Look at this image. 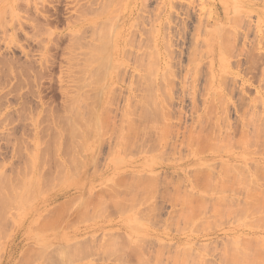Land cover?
I'll return each mask as SVG.
<instances>
[{
    "label": "rangeland",
    "instance_id": "obj_1",
    "mask_svg": "<svg viewBox=\"0 0 264 264\" xmlns=\"http://www.w3.org/2000/svg\"><path fill=\"white\" fill-rule=\"evenodd\" d=\"M263 108L264 0H0V264L252 262L264 250ZM74 118L80 132L71 135ZM186 131L217 142L203 137L206 152L195 139L196 150L189 138L184 145ZM226 163L243 165L246 181ZM225 168L232 178H221ZM194 174L224 179L230 191L200 179L191 184L211 192L189 201L185 177ZM29 183L34 194L22 191ZM261 254L253 262L264 264Z\"/></svg>",
    "mask_w": 264,
    "mask_h": 264
},
{
    "label": "bare ground",
    "instance_id": "obj_2",
    "mask_svg": "<svg viewBox=\"0 0 264 264\" xmlns=\"http://www.w3.org/2000/svg\"><path fill=\"white\" fill-rule=\"evenodd\" d=\"M191 5H192V4H191ZM235 5H236V4H235ZM233 8H235V6H234ZM238 9H239V8H238ZM234 13H236V12H234ZM233 15H234V14H233ZM234 16H235V15H234ZM237 16H238V13H237ZM242 16H243V15H242ZM231 19H233V17H231ZM233 20L235 21L236 19H233ZM236 22H237V21H236ZM219 26H220V25H219ZM220 28H221V26H220ZM205 30H207V29H205ZM101 34H102V33H101ZM105 34H106V33H105ZM105 34H104V35H105ZM110 34H111V33H110ZM106 35L109 36L108 34H106ZM106 35H105V36H106ZM111 35H112V34H111ZM101 36H102V35H101ZM107 36H106V38H107ZM98 37H99V36H98ZM111 37H112V36H111ZM109 38H110V37H109ZM109 38H108V40H109ZM128 38H129V37H128ZM99 39H100V37H99ZM99 39H97V40H99ZM110 39H111V38H110ZM126 40H128V39H126ZM126 40H125V41H126ZM99 41H102V40H99ZM106 41H107V40H106ZM121 41H122V40H121ZM231 41H232V40H231ZM221 42H222V41H221ZM100 43H103V42H100ZM107 43L109 44L110 42H107ZM121 43H122V42H121ZM141 43H142V42H141ZM105 44H106V43H103V45H105ZM127 44H128V43H127ZM220 44H221V43H220ZM138 45H139V44H138ZM138 45H137V46H138ZM144 45H145V44H144ZM97 46H98V45H97ZM105 46H106V47H105ZM105 46H102V45H101V47L98 46V49H99V47H100V48L103 50L104 47H105L104 50H108V48H107V44H106ZM106 48H107V49H106ZM136 48H137V47H136ZM138 48H139V46H138ZM141 48H142V49H141ZM143 48H144V47H140L139 50H140V49L143 50ZM145 49H146V48H145ZM145 49H144V50H145ZM156 49H157V53H159V49H158V48H156ZM104 50H103V51H104ZM122 50H123V49H122ZM144 50H143V52H141V53H143V57H144V55L147 53V52L144 51ZM99 51L101 52V50H99ZM99 51H98V52H99ZM103 51L101 52L102 55H104V54H103ZM108 51H109V50H108ZM100 52H99V53H100ZM105 52H106V51H104V53H105ZM110 52H111V51H110ZM110 52H109V53H110ZM132 52H133V51H132ZM144 52H146V53H144ZM106 53H107V52H106ZM207 53H208V52H207ZM96 54H97V53H96ZM96 54H95V55H96ZM101 54H100V55H101ZM107 54H108V53H107ZM124 54H126V53H124ZM131 54H132V53H131ZM131 54H130V55H131ZM133 54H134V53H133ZM126 55H127V54H126ZM135 55H136V54H135ZM135 55H134V56H135ZM96 56H97V55H96ZM109 56H110V54H109ZM109 56H108V58H109ZM136 56H137V55H136ZM140 56L142 57V55H140ZM140 56H139V57H140ZM92 57H93V56H92ZM104 57H106V59H105V58H102V57H101V58H102L104 61L109 62V59H110V58L108 59L107 56H104ZM110 57H111V56H110ZM125 57H126V56H125ZM125 57H124V58H125ZM139 57H138V59L141 58V57H140V58H139ZM160 57H161V56H160ZM195 57H196V56H195ZM195 57H194V58H195ZM94 58H95V57H94ZM96 59H97L96 61H99V60H100L99 57L96 58ZM98 59H99V60H98ZM102 59H101V60H102ZM107 59H108V60H107ZM135 59H137V57H136ZM142 59H143V58H142ZM142 59H141V61H142ZM161 59H162V58H161ZM94 60H95V59H94ZM143 60H144V59H143ZM197 60H198V59H197ZM124 61H125V60H124ZM137 61H139V60H137ZM161 61H162V60H161ZM192 61H193V60H192ZM91 62H92V61H91ZM121 62H122V61H121ZM193 62H194V61H193ZM93 63H94V62H93ZM104 63H105V62L102 61L101 65H100V66L98 65L99 68H100V67L103 68V67H106L107 65H110V64H111V63H109V64L107 63V64H105V65H106V66H105V65H103ZM136 63H137V62H136ZM138 63H141V62L139 61ZM98 64H100V63H98ZM112 65H113L114 67L109 66V67H110V70H111L112 68H113V70L115 69L116 71L119 70V69L116 67V65H114V64H112ZM122 65H123V64H122ZM162 65H163V64H162ZM194 65H195V62L193 63V66H194ZM117 66H119V65H117ZM102 68L100 69V71L102 70L103 72L101 71V73H104V72H105L104 70H106V69L103 70ZM107 68H108V66H107ZM119 68H120V67H119ZM162 68H163V67H162ZM193 68L196 69V65H195V67H193ZM107 70H109V69H107ZM113 70H112V71H113ZM115 70H114V71H115ZM114 71H113V72H114ZM191 71H193V70H191ZM105 73L107 74V72H105ZM114 73H115V72H114ZM115 74H116V73H115ZM103 75H104V74H103ZM142 75H143V74H142ZM209 75H210V74H209ZM105 76H106V75H104V77H105ZM107 76H109V75H107ZM161 76H162V75H161ZM220 76H221V79H223V81L220 80V82H222L223 84H225L226 82L224 81V78H225L226 76H225V75H220ZM223 76H225V77L223 78ZM208 77H209V76H208ZM226 78H227V77H226ZM144 79H145V78H144ZM144 79H143V80H144ZM209 79H210V78H209ZM209 79H208V80H209ZM147 82H148V81H147ZM207 82H208V81H207ZM224 82H225V83H224ZM144 85H146V84L144 83ZM147 86H148V85H146V87H147ZM144 93H145V92H144ZM143 96H144V95H143ZM145 97H146V96H145ZM145 97H144V98H145ZM208 97H209V96H208ZM204 101H205V100H204ZM210 101H213V98H212V100H211V98H210ZM222 101H223V99H222ZM219 102H220V103H218V104L220 105L222 102H221V100H219ZM72 103H73V102H72ZM75 103L77 104V102H75ZM75 103H74V104H75ZM209 103H210V102H209ZM209 103H208V104H209ZM223 103H224V102H223ZM76 104H75V105H76ZM141 104H142V103H141ZM75 105H74V106H75ZM129 105H130V104H129ZM209 105H210V104H209ZM212 105H214V104L212 103ZM212 105H210V106H212ZM223 105H224V104H223ZM144 106H145V105H144ZM147 107H148V106H147ZM219 107L222 108L221 106H219ZM207 108H208V110H209V107H207ZM212 108H213V107H212ZM145 109H146V107H145ZM213 109H214V111H213V110H212V111L214 112V113H213V115H214V114H215V110H216V108L214 107ZM263 109H264V108H263ZM72 110H75V107H72ZM72 110H70L69 112L73 115V114L75 113V111H73L74 113H72ZM76 110H77V111H76L77 114H76V113L74 114L76 117H79V116H82V115H83V114H80V110H78L77 107H76ZM129 110H130V109H129V107H128V111H129ZM210 110H211V109H210ZM210 110H209V111H210ZM222 110H223V109H222ZM222 110H221V111H222ZM78 111H79V112H78ZM209 111H208V115H209ZM129 112H130V111H129ZM131 112H132V111H131ZM140 112H141V111H140ZM145 112H146V111H145ZM210 112H211V111H210ZM223 112H224V111H223ZM248 112H249V111H248ZM92 113H93V112H92ZM96 113H97V112H96ZM126 113H127V112H126ZM205 113H206V112H205ZM227 113H228V111H227ZM250 113H251V112H250ZM260 113H261V112H260ZM78 114H80V115H78ZM130 114H132V113H129V116H130ZM139 114L141 115V113H139ZM210 114H212V113H210ZM216 114H217V113H216ZM221 114H222V113H221ZM221 114H220V116H222ZM223 114H224V113H223ZM247 114H248V113H247ZM74 115H73V116H74ZM77 115H78V116H77ZM92 115H93V114H92ZM92 115L90 116L91 118H93V116H94V119H95V115H96V117H97V114H95V115H93V116H92ZM140 115H139V116H140ZM203 115H204V113H203ZM224 115H226V113H225ZM227 115H228V114H227ZM243 115H245V114H243ZM84 116H85V115H84ZM84 116H83L82 118L85 119ZM123 116H124V115H123ZM137 116H138V115H137ZM210 116H211V115H210ZM241 116H242V115H241ZM248 116H249V114H248ZM250 116H251V115H250ZM259 116H260V115H259ZM263 116H264V115H263ZM98 117H99V116H98ZM140 117H141V116H140ZM202 117L205 118L206 115H205V116H202ZM211 117H212V116H211ZM214 117H215V116H214ZM255 117H258V116H255ZM255 117H254V118H255ZM80 118H81V117H80ZM82 118H81V119H82ZM208 118H210V117H208ZM222 118H223V117H222ZM76 119H78V118H76ZM84 119H83V120H84ZM98 119H99V118H98ZM127 119H129V118H127ZM200 119L203 120V118H200ZM224 119L226 120L225 116H224ZM249 119H250V118H249ZM249 119H248V120H249ZM251 119H253V115L251 116ZM262 119H263V118H262ZM79 120H80V119H79ZM79 120H76V121H78L79 125H84L83 120H81V124H80V121H79ZM201 120H200L199 122H201ZM207 120H208V119H207ZM209 120H210V119H209ZM211 120H212V119H211ZM217 120H218V118H217ZM222 120H223V119H222ZM242 120H243V119H242ZM248 120L246 119V121H248ZM255 120L258 122L257 119H255ZM260 120H261V119H260ZM260 120H259V122H260ZM68 121H69V120H68ZM71 121H72V120H71ZM73 121H74V122H72V123L75 124V127H74V128L72 127V128L75 129L78 125H76L75 118H74ZM93 121H94V120H93ZM93 121L91 120V122H93ZM203 121H204V120H203ZM220 121H221V120H220ZM88 122H89V121H88ZM88 122H87L86 119H85V123H86V126H85V127H87V126L89 127L91 124H92L93 128L95 127V126L93 125V123H91V122L88 123ZM95 122H96V120H95ZM95 122H94V124H95ZM131 122H132V121H131ZM131 122H130L129 125L132 124ZM216 122H217V121H216ZM223 122H224V121H223ZM249 122H250V121H248V123H249ZM251 122H252V121H251ZM251 122H250V123H251ZM253 122H254V120H253ZM261 122L264 123L263 120H262ZM96 123H99V122H96ZM202 123H204V122H202ZM221 123H222V122H221ZM227 123H228V121H227ZM227 123H226V125H227ZM244 123H246V124L249 126V124H248L247 122H244ZM263 123H262V124H263ZM74 124H72V125L74 126ZM87 124H89V125H87ZM126 124H127V122H126ZM166 124H167V123H166ZM209 124H210V123H209ZM212 124H213V123H212ZM223 124H224V123H223ZM246 124H243V126L246 125ZM251 124H253V123H251ZM262 124H260V125H262ZM72 125H71V126H72ZM168 125H169V124H168ZM202 125H204V124H202ZM205 125H206V123H205ZM215 125H216V124H215ZM228 125H229V124H228ZM255 125H257L256 122L254 123V126H252V127H255ZM263 125H264V124H263ZM99 126H100V125H99ZM171 126H172V124H171ZM196 126H197V125H196ZM210 126H211V125H210ZM210 126H209V127H210ZM216 126H217V125H216ZM248 126H247V127H248ZM68 127H70V126H68ZM68 127L66 126V128H68ZM97 127H98V125H97ZM129 127H130V126H129ZM132 127L135 128V129H137L136 127H134L133 124H132ZM132 127H130V128H132ZM175 127H177V126H175ZM192 127H193V126H192ZM199 127H200V126H199ZM201 127H203V126H201ZM207 127H208V126H207ZM209 127H208V128H209ZM213 127H214V125H213ZM221 127H222V126H221ZM223 127H224V126H223ZM227 127H229V126H227ZM233 127H234V126H233ZM247 127H246V128H247ZM72 128L70 127V129H71L70 132L72 131V132H71V135H75V133L78 132V131H77V128L79 129L80 127H77L75 130H73ZM90 128H91V126H90ZM90 128L88 129V131L90 130V132H92V130H91L92 128H91V129H90ZM95 128H96V127H95ZM95 128H94L95 133H93V134H96V130H97V128H96V129H95ZM127 128H128V127H127ZM146 128H147V127H146ZM164 128H165V127H164ZM164 128H163V129H164ZM190 128H191V127H190ZM204 128H205V127H204ZM208 128H207V129H208ZM225 128H226V127H225ZM225 128H224V129H225ZM236 128H237V126H236ZM244 128H245V127H244ZM248 128H249V127H248ZM255 128H256V127H255ZM257 128H258V126H257ZM68 129H69V128H68ZM68 129H67V130H68ZM99 129H100V127H99ZM135 129H134V132H135L134 134L137 133V132L135 131ZM153 129H154V128H153ZM157 129H158V128H157ZM165 129H166V130H167V129L170 130L169 127H168V128H165ZM177 129H178V128H177ZM177 129H176V130H177ZM191 129H193V128H191ZM198 129H199V130L201 129V131L204 130V129H202V128H198ZM205 129H206V128H205ZM210 129H212V126H211ZM214 129H215V128H214ZM226 129H227V128H226ZM226 129H225V130H226ZM234 129H235V128H234ZM249 129H250V128H249ZM249 129H248V130H249ZM259 129L262 130V129H264V128H261V126H260ZM86 130H87V128H86ZM146 130H147V129H146ZM189 130H190V129H189ZM196 130H197V129H196ZM196 130H195V131H196ZM242 130H243V129H242ZM255 130H256V129H255ZM255 130H254V128H253V131H254V132H252V135H253V133H254V135H255V133L257 132V131H255ZM261 130H259V131H261ZM73 131H74V132H73ZM97 131H98V130H97ZM121 131H122V130H121ZM126 131H127V129H126ZM147 131H148V130H147ZM154 131H155V130H154ZM159 131H160V130H159ZM159 131H158V132H159ZM161 131H162V130H161ZM163 131H164V130H163ZM190 131H191V130H190ZM190 131H189V132L186 131V134H187V132H188V137H182L183 142H184V145H185V138H187V139L189 138ZM206 131H207V130H206ZM206 131L204 130V132H206ZM208 131H210V130H208ZM208 131H207V132H208ZM219 131H220V130H219ZM222 131H223V130H222ZM229 131H230V130H229ZM234 131H235V130H234ZM263 131H264V130H263ZM263 131H262V132H263ZM61 132H62V131H61ZM79 132H80V130H79ZM79 132H78V133H79ZM156 132H157V131H156ZM166 132H167V131H166ZM176 132L179 133V129H178V131H176ZM215 132H216V131H215ZM235 132H236V131H235ZM249 132H250V131H249ZM58 133H59V132H58ZM64 133H65V132H64ZM72 133H73V134H72ZM98 133H99V132H98ZM98 133H97V134H98ZM126 133H130V131H127ZM148 133H149V131H148ZM162 133H163V132H162ZM168 133H169V132H168ZM168 133H167V134H168ZM171 133H172V131H171ZM191 133H192V132H191ZM197 133H199L198 137H200V133H201V132H200V131H197ZM209 133H210V132H209ZM209 133L201 134V135H205V137H207L206 139H208V140L203 139V137H204V136H203V137H202V141H203V140H204V141L206 140V141L210 142L209 139H211V138H210L209 136H210L211 134H210L209 136H208V135L206 136V134H209ZM211 133H212V132H211ZM219 133H220V132H219ZM219 133H218V134H219ZM223 133H224V132H223ZM223 133H222V135H223ZM245 133H246V132H245ZM259 133H260V135H261V132H259ZM259 133H256L255 137L251 135V137H254V138H252V140H253V139L255 140L256 137H257V140H259V138H258V136H260ZM263 133H264V132H263ZM67 134H68V133H67ZM122 134H123V133H122ZM124 134H125V133H124ZM130 134H131V133H130ZM156 134H157V133H156ZM159 134H160V137L162 138L163 135H161V132H160ZM163 134H164V133H163ZM172 134H173V133H172ZM183 134H184V133H183ZM183 134H182V135H183ZM192 134H193V133H192ZM213 134H214V133H213ZM216 134H217V132H216ZM216 134L213 135V137H214V136H215V137H218V136H219V135L216 136ZM250 134H251V133H250ZM68 135H69V134H68ZM127 135H128V134H127ZM164 135H165V134H164ZM193 135H194V134H193ZM241 135H242V134H241ZM243 135H244V137H243V136H242V137L245 138V134H244V132H243ZM262 135H263V134H262ZM184 136H185V135H184ZM186 136H187V135H186ZM224 136H225V134H224ZM224 136H223V137H224ZM230 136H231V135H230ZM230 136L227 137V138H225V139L228 140V138H230ZM263 136H264V135H263ZM70 137H72V136L69 135V138H70ZM178 137H179V136H178ZM178 137H177V138H178ZM193 137H194V139H193ZM205 137H204V138H205ZM208 137H209V138H208ZM211 137H212V135H211ZM215 137H214V138H215ZM223 137H222V138H223ZM242 137H241V139H243ZM163 138H165V137H163ZM163 138H162V140H163ZM200 138H201V137H200ZM200 138H199V139H200ZM248 138H249L250 140L247 139V137H246L245 139H247V140H249V141H247V140H245V141H247L246 143H247V145L249 146L248 142L250 143V141L252 142V140H251V138H250L249 135H248ZM55 139H56V138H55ZM59 139H60V137H59ZM59 139H58V140H59ZM72 139H73V138H72ZM165 139H166V138H165ZM187 139H186V140H187ZM195 139H197V138H196V135H195V136H192V135H191V139L189 138L187 141H188V143L190 142V145H191V140H192V143H193V145L195 146V144L198 145V141H199L198 139H197L198 141H195ZM212 139H213V138H212ZM215 139L217 140V138H215ZM215 139H214V140H215ZM218 139H219V138H218ZM220 139H221V138H220ZM225 139H224V140H225ZM230 139H231V138H230ZM241 139H239V140H241ZM167 140H168V139H167ZM200 140H201V139H200ZM216 140H215V141H216ZM224 140H223V144H224V142H227L226 140H225V141H224ZM239 140L237 139V142H238ZM159 141H160V140H159ZM178 141H179V140H178ZM193 141H195V142H197V143L194 144ZM202 141H199V145H198L199 147H200V145H202V144H200ZM212 141H213V140H212ZM212 141H211L210 143L213 144L215 141H214V142H212ZM218 141H220V142L222 143L221 140H218ZM259 141H261V140H259ZM54 142L57 143V141H54ZM160 142H161V141H160ZM164 142H165V141H164ZM164 142H162V143H164ZM166 142H167V141H166ZM168 142H169V141H168ZM174 142H175V141H174ZM179 142H180V141H179ZM179 142H178V145H179ZM208 142H205V143H208ZM216 142H217V141H216ZM216 142H215V143H216ZM229 142H230V141H229ZM229 142H227V143H229ZM233 142H235V141H233ZM237 142H236L235 145H237ZM255 142L258 143L256 140L254 141V143H255ZM263 142H264V141H263ZM73 143H74V142H73ZM202 143H203V142H202ZM239 143H241V142H239ZM239 143H238V144H239ZM244 143H245V142H243L242 144H244ZM160 144H161V143H160ZM181 144H182V141L180 142V146L183 145V144H182V145H181ZM212 144H209V143H208L209 147H210V145H212ZM218 144H219V143H218ZM250 144L253 145V143H250ZM263 144H264V143H263ZM263 144H261V145H263ZM56 145H57V144H56ZM56 145H55V146H56ZM74 145H75V144H74ZM178 145H177V146H178ZM188 145H189V144H188ZM188 145H187V146H188ZM190 145H189V146H190ZM193 145H192V147H193ZM197 145H196L194 148H196ZM203 145H204L203 148L205 149L206 145H205L204 143H203ZM208 145H207V146H208ZM225 145H228V144H225ZM225 145H224V146H225ZM231 145L233 146V143H232ZM231 145H230V146H231ZM247 145H246V146H247ZM255 145H256V144H255ZM59 146H60V145H59ZM163 146H164V145H163ZM166 146H168V148H169V144H168V145L165 144V147H166ZM171 146H172V145H171ZM173 146H174V145H173ZM180 146H179V147H180ZM215 146H216V145H214V149H215ZM219 146H222V145H219ZM230 146H228V147H230ZM237 146H238V147H239V146L241 147V144H240V145H237ZM258 146H259V145H258ZM52 147H53V146H52ZM56 147H57V146H56ZM182 147H183V146H182ZM182 147H181V148H182ZM184 147H185V146H184ZM199 147H198V148H199ZM209 147H207V148H209ZM212 147H213V146H212ZM216 147H217V149L220 148V147H218V146H216ZM249 147H250V146H249ZM253 147H254V146H253ZM58 148H59V147H58ZM58 148H57V149H58ZM181 148H180V149H181ZM186 148H188V147H186ZM194 148H191V149H190V147H189V150H192V149H194ZM207 148H206V149H207ZM222 148H223V147H222ZM222 148H221V149H222ZM225 148H226V149H229V148H227L226 146H225ZM225 148H224V149H225ZM250 148H251V147H250ZM262 148H263V147H262ZM49 149H50V146H49ZM52 149H54V147H53ZM59 149H60V148H59ZM163 149H164V148H163ZM172 149H174V148H172ZM175 149H176V147H175ZM178 149H179V148H178ZM200 149H202V147H200ZM206 149H205V151H206ZM234 149H236V148H234ZM256 149H257V148H256ZM263 149H264V148H263ZM36 150H37V149H36ZM54 150H55V149H54ZM60 150H61V149H60ZM165 150H166V149H165ZM181 150H183V149H181ZM187 150H188V149H187ZM196 150H197V148H196ZM196 150H194V151H196ZM208 150H209V149H208ZM210 150H211V148H210ZM210 150H209V151H210ZM229 150H230V149H229ZM258 150H259V149H258ZM258 150H257V151H258ZM55 151H56V150H55ZM58 151H59V150H58ZM166 151H167V150H166ZM203 151H204V150H203ZM211 151H214V150H211ZM218 151H219V150H218ZM223 151H224V150H223ZM257 151H254V152H257ZM261 151H262V150H261ZM263 151H264V150H263ZM177 152H178V151H177ZM182 152H183V151H182ZM182 152H181V153H182ZM192 152H193V151H192ZM206 152H207V151H206ZM165 153H166V152H165ZM178 153H179V152H178ZM181 153H180L179 156H181V155L183 154V153H182V154H181ZM200 153H201V150H200ZM204 153H205V152H204ZM257 153H258V152H257ZM263 153H264V152H263ZM32 154H33V153H32ZM171 154H172V153H171ZM174 154H175V152L172 154V156H173ZM188 154H189V153H188ZM253 154H254V153H253ZM255 154H256V153H255ZM183 155H184V154H183ZM38 156H39V154H38ZM179 156H178V157H179ZM242 156H243V155H242ZM170 158H171V157H170ZM183 158H184V157H183ZM179 159H180V158H179ZM31 161H32V160H31ZM38 161H39V158H38ZM32 162H33V161H32ZM177 162H178V161H177ZM35 163H36V162H35ZM33 164H34V163H33ZM193 164H194V163H193ZM222 164H224V163H222ZM35 165H36V164H35ZM194 165H195V164H194ZM194 165H193V166H194ZM197 165H198V164H197ZM228 165H229V164H228ZM256 165H257V164H256ZM190 166H191V165H190ZM198 166H199V165H198ZM254 166H255V164L253 165V168H254ZM259 166H260V164H259L258 166H255V170H254V169H251V171L254 170V173L257 172L256 170L258 169ZM32 167H33V166H32ZM206 167H207V166H206ZM211 167H212V166H211ZM221 167H226V168L231 167V168H230L231 173H233V170H235V168H236V170H235L236 172L234 171L235 173H233V177L235 176V177L233 178L234 180H235V179L237 180V179H239L238 177H240L241 180L244 181V180H245L244 178H246V177H243V176L245 175L246 172H244L243 174L241 173V172L247 170L246 168L243 167V165L238 166L237 164H236V165L233 164V166H232V165L227 166V163H226L225 166H222V165H221ZM239 167H243V171L240 170V171H241V172H240L239 170H237ZM247 167H248V166H247ZM35 168H36V167H35ZM192 168H193V167H192ZM209 168H210V167H209ZM209 168H208V169H209ZM226 168H225V169H222V171L220 170L221 172L219 171L220 175H223V174H224V170H229V169H226ZM261 168H264V165H263V167H262V165H261ZM261 168H259V169H261ZM32 169H34V168H32ZM198 169H199V167H198ZM231 169H232V170H231ZM239 169H241V168H239ZM35 170H37V169H35ZM35 170H34V171H35ZM205 170H207V169H205ZM261 170H262V171H260L259 174H261V173L263 172L264 169H261ZM201 171H202V170H201ZM210 171H211V169H210ZM237 171H239L238 173H239L240 176H238V175L236 174ZM195 172H196V169H195ZM203 172H204V171H203ZM203 172H201V174H202ZM225 172H226V171H225ZM153 173H154V172H153ZM197 173H199V175H201L200 172H197ZM207 173L210 175V172H207V171H206V174H207ZM211 173H213V172H211ZM221 173H222V174H221ZM227 173H228L229 175L231 174V173H229L228 171H227ZM227 173H226V174H227ZM247 173H249L248 175H250V176H252V174H253V173L250 172V170H249ZM33 174H36V173H33ZM33 174H32V175H33ZM195 174H196V173H195ZM195 174H194L193 176L191 175V176H192L191 178L188 177V176L185 177V178H186V179H185V180H186V183L188 184V186H186V189H187V190H185V191L188 193V195L185 196L186 192H184V197H187V198L189 197V198H188L189 201H190L191 199H195V198H196V197H194L195 195L204 194V193L200 192V188H202V187H200V185H199V186H194V185L191 184V183H196V182H197V185H198V183H199L198 181L201 179V178H199L200 176L197 177L198 174H197V176H196ZM213 174H214V173H213ZM213 174H211V175H212L211 177H212V178H215V177H213V176H215V174H214V175H213ZM234 174H236L238 177H236V175H234ZM256 174H257V173H256ZM256 174H255V175H256ZM259 174H257L256 176H259ZM262 174H264V173H262ZM131 175H132V174H131ZM133 175H134V174H133ZM133 175H132V176H133ZM217 175H218V174H217ZM229 175H227V176H229ZM231 175H232V174H231ZM231 175H230V177H231ZM36 176H37V174H36ZM137 176H141V177H143L142 175H137ZM227 176L224 174L222 177H221V176H220V177H221V178L225 177L224 179H226ZM261 176H262V178L264 177L263 175H261ZM261 176H259V177H261ZM211 177L209 176V177L207 178V177L205 176L204 178H206L207 180H206V179L203 180V176H202V179H201L200 181H202V180H203V181H205V180L207 181V182L205 181V183L202 181V184H201V185L204 184V186H203L204 188H205V185H207V184L210 185L211 183H213V185H215V186L218 188V186H220L221 182H222V183L224 182V179H223V181H222V180H219L220 182H218V181L216 182V179H218V178L214 179V181H215V182H214L213 179H211ZM217 177H219V176H217ZM134 178H136L135 175H134ZM228 178H229V177H228ZM228 178H227V179H228ZM231 178H232V177H231ZM242 178H243V179H242ZM249 178H250V177H249ZM249 178H248V180H249ZM255 178H256V177H255ZM262 178H260V179L262 180ZM35 179H36V178L34 177V180H35ZM208 179H209V181L212 180L213 182H212V181L209 182ZM233 179H232V180H233ZM256 179L259 180L258 177H257ZM26 180L29 181V179H27V178H26ZM34 180H33V181H34ZM133 180H134V179H133V177H132V181H133ZM180 180H181V179H180ZM182 180H183V179H182ZM232 180H231V181H232ZM236 180H235V181H236ZM241 180L239 179V181H241ZM248 180H247V181H248ZM183 181H184V180H183ZM228 181H229V180H228ZM237 181H238V180H237ZM237 181H236V182H237ZM239 181H238V182H239ZM245 181H246V180H245ZM262 181H264V178H263ZM262 181H260V182L262 183ZM34 182H35V184H33L32 186H33V187H36V186H34V185H36V183H37V179H36ZM34 182H32V183H34ZM208 182H209V183H208ZM226 182H227V181H226ZM258 182H259V181H258ZM260 182H259V183H260ZM26 183H27V182H26ZM218 183H220V184L218 185ZM232 183L235 184L234 181H232ZM239 183H240V182H239ZM239 183H238V184H239ZM242 183H243V182H242ZM259 183H258V184H259ZM263 183H264V182H263ZM24 184H25V181H24ZM38 184H39V183H38ZM233 184H232V185H233ZM30 185H31V184L29 183V186H30ZM209 185L207 186L208 189L206 188V190H205L204 188H202L203 190H205V193H208V192L211 190V188H209ZM211 185H212V184H211ZM232 185H231V186H232ZM241 185H242V184H241ZM255 185H256V184H255ZM262 185H264V184H262ZM29 186H28V188L31 187V188H30L31 190H29L28 188H27V189L24 188V190H22V191L28 190V191H30L31 194H34L35 192L33 193V190L35 191V189H37V188L34 189L32 186H30V187H29ZM215 186H213L215 189L212 190L214 193H215L216 190H218L217 193H218V192L221 193L222 191H224V189L221 190V188H223V187L220 186V187H219L220 189H216ZM222 186L225 187V186H228V185H222ZM242 186H243V185H242ZM259 186H260V185H259ZM23 187H24V186H23ZM25 187H26V185H25ZM37 187H38V186H37ZM198 187H199V190H198ZM210 187H212V186H210ZM229 187H230V186H229ZM261 187H262V186H261ZM263 187H264V186H263ZM128 188H129V187H128ZM128 188H127V189H128ZM225 188H226V189H225L224 193H226L227 190L230 191V189H228V187H225ZM231 188H232V187H231ZM234 188H235V186H234ZM242 188H243V187H242ZM3 189H4V188H3ZM3 189L1 188L0 190H1L2 193L4 194ZM131 189H132V188H131ZM131 189H129V190L131 191ZM209 189H210V190H209ZM232 189H233V188H232ZM232 189H231V190H232ZM254 189H255V187H254ZM177 190H179V189H177ZM177 190H176V193H177L178 195H180L181 193L179 194V192H178ZM203 190H201V191H203ZM220 190H221V191H220ZM256 190H257V191H256ZM256 190H255V192H257V194L263 192V195L259 194L260 196H262L261 198H263V197H264V191H262V189H260V188H259V189L257 188ZM260 190H261L262 192H259V193H258V191H260ZM31 191H32V192H31ZM130 191H129V192H130ZM207 191H208V192H207ZM233 191H234V189H233ZM237 191H239V190H237ZM129 192H128V193H129ZM180 192H181V191H180ZM182 192H183V191H182ZM210 192H211V191H210ZM210 192H209V193H210ZM231 192H232V191H231ZM255 192H254V193H255ZM0 193H1V192H0ZM23 193H24V192H23ZM23 193H22V194H23ZM37 193H38V192H37ZM214 193H213V194H214ZM220 193H218V194H219V195H223V194H222L223 192H222L221 194H220ZM249 193H251V191H250ZM25 194H26V192H25L23 195H25ZM27 194H29V193H27ZM130 194H132V192H130ZM218 194H217V195H218ZM245 194H246V191H245ZM251 194H252V193H251ZM251 194H250V195H251ZM255 194H256V193H255ZM255 194H254V195H255ZM36 195H37V194H36ZM182 195H183V194H182ZM189 195H190V196H189ZM250 195H249V196H250ZM254 195H252V196H253L252 198H255ZM259 195H256V196H259ZM29 196H30V194H29ZM34 196H35V195H33V197H34ZM246 196H247V195H246ZM26 197H28V196H26ZM37 197H38V196H37ZM114 197H115V196H114ZM130 197H131V196H130ZM190 197H192V198L190 199ZM203 197H204V196H203ZM218 197H220V196H218ZM3 198H4V200L9 201V200H7V199L5 198V196H4ZM205 198H206V196H205ZM223 198H225V196H224ZM245 198H246V197H245ZM0 199H1V198H0ZM14 199H15V198H14ZM117 199H119V198H117ZM188 199H187V200H188ZM218 199H219V198H218ZM220 199H221V197H220ZM226 199H227V197H226ZM256 199H257V198H256ZM263 199H264V198H263ZM4 200H1L2 203H3ZM16 200H18V199H16ZM16 200H15V201H16ZM254 200H255V199H254ZM257 200H258V199H257ZM6 201H4L5 203H4L3 205H6V206L8 205V207H9L10 205H13V204H14L13 202L10 201L9 204H10V203H12V204L9 205ZM200 201H201V200H200ZM256 202H257V201H256ZM263 202H264V200H263ZM263 202H262V203H263ZM17 203H18V201H17ZM257 203H258V202H257ZM254 204H255V203H253V205H254ZM15 205H16V202H15ZM33 205H34V204H33ZM33 205H32V206H33ZM13 206H14V205H13ZM260 206H261V204H260ZM263 206H264V205L261 206V208H262V211H261V212L264 213V211H263V210H264V209H263L264 207H263ZM253 207H254V208H255V207H259V205H257V206H253ZM10 208H11V207H10ZM28 208H29V210H31L30 208H32V207L29 206ZM33 208H34V207H33ZM261 208L259 207V209H258V208H256V209H258V210L260 211ZM5 209H8V208L5 207ZM250 237H251V238H249V237H248V238H249L250 240L252 239L253 242L256 243V241H254V238H252L253 236H250ZM254 237H255V239L257 238L255 235H254ZM40 240H41V239H40ZM246 240H247V239H246ZM257 240H258V238H257ZM244 241H245V240H244ZM258 241H259V240H258ZM42 242H43V241H42ZM44 242H45V241H44ZM232 242H233V241H232ZM247 242H250V241L248 240ZM259 242H260V241H259ZM234 244H235V243H234ZM234 244H232V245H234ZM246 244H247V243H246ZM256 244H260V243H256ZM256 244H255V246H256ZM236 245H237V244H236ZM244 245H245V244H244ZM249 245L252 246L250 243H249ZM245 246L249 249L248 245H245ZM259 246H260V245H259ZM259 246H258V247H259ZM235 247H236V246H235ZM235 247H234V249H235ZM260 247H261V246H260ZM236 248H237V247H236ZM244 248H245V247H244ZM255 248L257 249V246H256ZM245 249H246V248H245ZM253 249H254V248H253ZM253 249L250 248L249 250H253ZM256 249H254V250L256 251ZM235 250H236V249H235ZM238 250H240V249H238ZM238 250H237L236 252H238ZM254 250H253V251H254ZM261 250H263V248H262ZM261 250H260V251H257V252H258V253H259V252H262V253H263L264 250H263V251H261ZM240 251H241V250H240ZM255 251H254V252H255ZM257 252H255V253L257 254ZM246 253H247V252H246ZM246 253L244 254L245 257L247 256ZM255 253L253 254V257L250 258V261H252V262H253V260H254V259H252V258H254ZM238 255H239V254H238ZM238 255H236V256H238ZM249 255H250V254H249ZM261 255H263V254H261ZM261 255H260V256H261ZM240 256H241V255H239L238 258H240ZM250 256H251V255H250ZM250 256H249V257H250ZM255 256L257 257V258L255 257V258L258 260V256H257V255H255ZM197 257H198V255H197ZM243 257H244V256H243ZM263 257H264V255H263ZM263 257L261 256L262 259H261L260 257H259V258H260L261 260H263V259H264ZM199 258H200V256H199ZM199 258H198V259H199ZM201 258H202V257H201ZM201 258H200V259H201ZM238 258H237V259H238ZM247 258H248V256H247ZM237 259H236V261H237ZM241 259H242V258H241ZM241 259H240V262L243 263V262L241 261ZM248 259H249V258H248ZM248 259H247V260H248ZM251 259H252V260H251ZM238 260H239V259H238ZM245 260H246V258H245ZM245 260H243V261H245ZM247 260H246V261H247ZM233 261H234V260H232V262H233ZM259 261H260V260H259ZM263 261H264V260H263ZM232 262H231V263H232ZM240 262L238 261L239 264H240ZM248 262H249V261H248ZM252 262H249V263H252ZM255 262H256V261H254L253 263H255ZM257 262H258V261H257ZM257 262H256V264H257ZM260 262H261V261H260ZM260 262H259V264H260ZM246 263H247V262H246ZM249 263H247V264H249ZM262 263H264V262H262ZM234 264H235V263H234Z\"/></svg>",
    "mask_w": 264,
    "mask_h": 264
}]
</instances>
